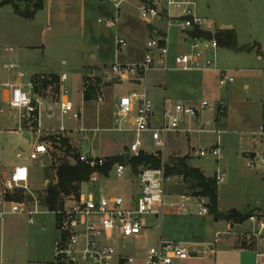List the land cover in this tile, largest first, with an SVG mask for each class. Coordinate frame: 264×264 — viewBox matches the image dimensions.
Returning <instances> with one entry per match:
<instances>
[{"label": "rangeland", "instance_id": "obj_1", "mask_svg": "<svg viewBox=\"0 0 264 264\" xmlns=\"http://www.w3.org/2000/svg\"><path fill=\"white\" fill-rule=\"evenodd\" d=\"M59 1L52 2L56 9L62 6ZM70 1L71 15L63 18L58 14L53 19L47 18L46 11L22 17L12 4H0V49L3 50L2 54L8 56L3 64L16 66L14 69L2 66L0 84L20 81L24 89L29 90V83L34 76H68L66 82H56L51 88L50 96L54 101L45 99L38 102V121L30 123L33 141L36 139L34 129L38 126L43 130V136L47 131H58L61 127L72 131L48 137L49 154L34 162L36 183L32 185L30 181V189L35 195L40 200L44 198L47 186L54 179V167L64 161L73 162L74 154L107 158L124 155L134 141L135 134L128 130L112 129L116 122L115 105L120 96L144 89L154 104V125L160 123L159 113L162 109L172 104L184 103L198 107L207 100L215 107L221 103L227 106L226 114L218 122L215 120L216 112L209 109L199 114V122L207 132L172 134L171 142L181 155H189L190 164L200 169L205 176L215 177L217 172L224 176V182L218 184L219 212L248 214L253 211L258 221H264V169L258 164L247 166L249 158L243 156L254 149L260 155L264 154V144L255 148L249 141V133L264 126V0H193L197 17L212 20L218 27L234 26L240 50L219 47L216 51L208 52V57L215 59L217 67L231 75L234 82L220 86L216 72L154 69L146 73L141 84L109 79L110 82L103 88L105 100L99 104L96 101L87 103L83 99L82 81L83 76L90 72L88 65L98 60L101 62L100 68L110 72L113 64L140 62L146 53L151 27L140 19L137 9L129 4L121 7L118 21L114 23L112 18L116 17V10L108 1L85 0L86 4L84 0ZM17 4L21 12L29 11L25 3ZM84 7L87 19H81V8ZM171 13L177 15L176 11ZM99 20H105L106 23ZM153 27L168 31L170 55L167 64L174 67V56L185 49L182 45L184 36L178 31L176 22L169 29L166 21H157ZM118 36L124 37L128 43L121 51L115 44ZM4 48L12 51L4 52ZM258 48L262 59L258 58ZM93 53L96 55L94 61L91 57ZM19 73L23 77L19 78ZM207 77L210 82L206 81ZM36 78L33 79L35 85ZM4 89L0 86V91ZM62 89L68 90L69 98L81 110L82 120L61 114L56 101L62 96ZM0 106L3 109L0 113V182H3L13 166L31 164L32 160L29 159L31 143L17 131L19 111L4 102L3 94H0ZM50 108L53 109L52 113H49ZM81 126L98 130L79 132ZM141 140L144 151L158 149L149 133H144ZM218 141L222 150L219 163L212 156L195 155V151L200 149L209 151ZM19 152L22 153L21 158L16 157ZM130 172L131 168L128 167L125 177L120 180L114 175L109 179L102 177L87 192H109L128 198L135 191L137 183L136 177ZM178 184L181 185V182ZM175 185L169 186L170 190ZM165 200L183 202L178 196ZM4 209H10V202L1 203L0 211ZM41 210L46 211L44 208ZM177 221L189 234L185 238L207 242L214 240L216 232L227 231L229 223L223 218L216 220L211 213L203 217L178 215L176 209L167 208L161 219L147 218L148 238L141 243L147 247L156 244L159 229L165 239L175 241ZM258 221L247 219L240 224H231L232 236L222 235L218 249L230 239L238 238V244L243 241L252 245L257 243V237L251 233L260 230ZM54 224V216L50 213L35 215L33 224L28 222L24 214H5L0 218V264H51L56 238ZM258 245L264 251V229L260 230Z\"/></svg>", "mask_w": 264, "mask_h": 264}, {"label": "built area", "instance_id": "obj_2", "mask_svg": "<svg viewBox=\"0 0 264 264\" xmlns=\"http://www.w3.org/2000/svg\"><path fill=\"white\" fill-rule=\"evenodd\" d=\"M112 4L116 10V17L113 22L117 23L121 7L129 4L137 9L140 19L151 27V36L146 42V53L140 62L134 64H113L106 77L115 82L130 81L141 84L147 72L154 69L180 70L184 72H207L218 73L220 86L234 82V78L226 71L219 69L216 60L208 57V52L216 51L219 48L216 34L223 27L208 19L199 18L194 13L195 3L193 0H105ZM172 11L177 15L173 16ZM192 17V20L183 17ZM157 21H166L169 29L175 22L178 31L184 36L182 45L184 50L174 56V67L167 64L170 55V36L164 28L153 27ZM106 23L105 20H99ZM174 22V23H173ZM195 25L203 31H210L212 39L192 38L186 31L193 30ZM153 27V28H152ZM119 51L127 47V40L118 36L115 41ZM12 50V49H6ZM4 66L7 69H14L13 64L4 65L0 51V69ZM22 77L23 74L19 73ZM50 76H40L39 80L50 79ZM95 73H88L82 81V92L85 93L90 86L95 85ZM61 83L68 80L66 74L59 78ZM38 83V82H37ZM10 88V96L6 103L10 108L17 109L20 113L17 131L30 137L32 149L29 159L38 160L40 157L49 154L50 146L48 137L71 133L65 127L58 131H47L43 136V130L38 126L34 129L36 139L30 133V123L38 121L39 105L34 101L30 92L22 85L3 84ZM33 81L29 83L30 90L35 89ZM97 104L104 102L105 95L100 86H97ZM62 96L56 101L62 115L72 119L81 120L82 114L68 96V90H61ZM116 107V122L112 129L119 131H132L135 139L128 147L124 155L129 157V165L122 161L114 163L108 170V176L103 174L111 163V158L92 157L88 154H81L79 160L93 172L89 179L82 182L77 195L63 197L61 205L53 210L43 206L42 201L30 189V169L24 164L15 166L8 178L2 182L1 196L6 199L8 194H20L22 201L12 200L10 209L0 212V217L5 214H24L30 224L34 223V216L40 213H50L55 219L56 238L53 244V257L51 264H176L178 261L189 259L193 256H210L215 254L220 237L232 236V228L229 226L225 232H216L211 242H178L165 239L161 233H157L156 244L147 247L141 242L148 238L146 231L147 218H162L166 208H174L182 214L205 216L209 214L208 198L192 194L178 195L182 201L166 202L167 197L177 196L172 193L169 186L177 182H183V176L166 173L168 162L165 150L169 144V136L174 134L203 133V125L199 122V114L206 109L216 112V122L225 114L227 106L223 103L218 106L210 105L207 100L196 107L194 105L176 103L165 107L162 112L160 123L154 125V104L148 97L145 90H133L130 94L118 98ZM3 112L0 106V113ZM28 122L25 123L24 121ZM98 128L80 127L79 132L96 131ZM214 132V131H213ZM149 133L152 140L157 144L158 149L153 152H146L143 149L141 137ZM249 141L256 146L264 144V126L249 133ZM254 158L248 157L247 166L254 167L257 164L264 169V154L260 155L254 149ZM248 152V153H250ZM142 153H148L161 160L159 168L140 166L137 171L133 170L130 161L140 157ZM200 157L212 156L217 162L222 158L220 142L209 151L200 149L195 151ZM178 156H181L178 153ZM17 158L22 157L19 152ZM175 157H177V152ZM74 162V161H73ZM130 167L131 173L136 177L135 191L128 198L119 194L94 193L90 190L102 177L109 179L114 175L118 180L123 179ZM216 182L224 181V176L217 173ZM28 200V201H27ZM186 201H188L185 203ZM44 208L46 211H42ZM250 221H258L255 216ZM260 230L264 229V221H258ZM160 228V225H159ZM257 233H252L258 237ZM257 263L264 264V254H257Z\"/></svg>", "mask_w": 264, "mask_h": 264}, {"label": "trees", "instance_id": "obj_3", "mask_svg": "<svg viewBox=\"0 0 264 264\" xmlns=\"http://www.w3.org/2000/svg\"><path fill=\"white\" fill-rule=\"evenodd\" d=\"M46 0H5L2 4H12L18 10L16 2H23L29 9V17L35 12L41 10ZM32 8V9H31ZM216 38L220 48H228L231 50H240L237 46V37L233 29H220ZM98 85L90 86L85 92V100L90 101L96 97ZM64 145L66 141L64 140ZM74 162H62L57 167H54V179L47 186L46 195L41 200L42 203L49 209L53 210L61 205L63 197L77 195L82 182L89 179L93 170L85 163L79 160V155H72ZM122 161V157L111 158V163L107 166L103 174L108 176V170L116 163ZM131 168L136 170L140 166L159 168L161 160L148 153H142L140 157L133 158L130 161ZM166 173L183 176L184 181L180 186L169 189L172 193H186L194 196L202 195L208 198L209 213L213 214L216 219L223 218L231 224H240L249 219L253 215V211L248 214H242L238 211H229L221 213L218 210V183L215 177H206L200 169L192 167L188 162V157H174L168 160L166 165ZM20 194H8L7 201L20 200ZM255 244H247L245 241L239 244V248H252Z\"/></svg>", "mask_w": 264, "mask_h": 264}, {"label": "crops", "instance_id": "obj_4", "mask_svg": "<svg viewBox=\"0 0 264 264\" xmlns=\"http://www.w3.org/2000/svg\"><path fill=\"white\" fill-rule=\"evenodd\" d=\"M3 1H5V0H3ZM2 2L0 4L1 5H5V4H2ZM52 2H53V0H46L44 2L43 8L41 10L35 12V13H38L40 11H46L47 12V18L48 19H53V17L57 16L58 14H60L63 18L71 15L70 14L71 13L70 11H72V10H71L70 4L72 2L70 0H61V1H59L60 2V5H62V6H60L59 8H57L58 10L53 6ZM59 2H57V3H59ZM17 3H19V2H16V4ZM84 4H86L85 3V0H84ZM17 6H18V4H17ZM16 11L17 12H21L22 10L19 9V10H16ZM57 11H59V12L56 13ZM28 17H29V15H28ZM81 19H87L86 18V10H85V7L84 8H81ZM224 26H226V25H223L222 27H224ZM229 26H232V25H229ZM232 29L234 30V26H232ZM6 49H8V48H4V52L12 51V50H6ZM0 51H1V54H2L3 50L0 49ZM258 52H259L258 53V58L262 59V56L263 55L261 54V51H260L259 48H258ZM91 57H92L93 61L96 60V55L94 53L92 54ZM2 58H3V60L5 59V61H7L8 56L6 54H2ZM4 65H10V64H6L5 63ZM99 65H101V62H99L97 60L93 64L88 65V67L90 68V72L89 73H92L93 72L96 75L95 83L98 86H100L102 88V90H103V88L110 81H109V78L106 77L107 72H105L104 70H102L100 68L101 66H99ZM210 72H215V71H207L205 73H210ZM85 76H83V78ZM18 77L21 78L19 75H18ZM36 77H38V78H36ZM39 77L40 76H34L32 78V80H31V81H33L34 78L37 79V82L38 83L36 84L35 89H33V90H30L29 89L27 91L30 92L33 100L36 101V102H39V101L45 100V99H49L51 101H54L53 97L50 96L51 95L50 93L52 91L51 88L56 84V82H57V84L59 83V79L58 78H50V79H45L43 81H40L39 80ZM206 81L207 82H210L209 77L206 78ZM133 83L134 84H139V83H135V82H133ZM3 84H9V83L8 82H5V83L0 84V86L5 87L4 90H1L0 91V94L1 95L3 94V99H4V102L6 103V100L10 96V88L7 87V86H4ZM10 84L22 85L24 87L23 82H20V81H18V82L16 81V82L10 83ZM82 94H83V99H84L85 102L90 103V102L96 101L95 100V97L92 100H90V101H86L85 100V93L82 92ZM77 109L80 110L79 108H77ZM164 109H165V107L159 113L160 114V119H161V115H162V112H163ZM52 112H53V109L50 108L49 109V113H52ZM80 112H81V110H80ZM11 118H14V117L11 116ZM153 118H154V116H153ZM81 120H82V118H81ZM152 122L154 124V120ZM115 125L116 124L114 123V126ZM14 132L17 133V131H14ZM23 136H24V134H23ZM170 137H171V135L169 136V144L167 145V148L165 150V153L167 155L168 160L175 157V155H172V153H174V152L175 153L177 152V154L179 153L181 155L180 151H178L176 148L175 149L173 148L174 145L172 144ZM28 141L30 142V140H28ZM31 149H32V145H31ZM184 156H187L188 157V162L190 164V157H189V155H184ZM184 156L183 155H181V156H178L177 155V157H184ZM35 161L36 160H32V163L31 164L24 163L30 169V181L32 182V185H34L36 183L35 182V163H34ZM15 166H17V165H15ZM15 166H13V168L11 169L10 172L13 171V169L15 168ZM181 184H183V182ZM1 185H2V181L0 182V205H1V203L9 202V201H7L6 199H4L1 196V190H2ZM176 186H180V185L178 184V185H175V187ZM169 189H170V187H169ZM181 194L187 195L186 193H181ZM181 194L180 193H177V196L178 195H181ZM217 196H218V210H219V207H220V197H219V194H218V190H217ZM6 210H9V209H4L2 211H6ZM2 211H0V212H2ZM177 214L178 215L179 214L182 215V213H179L178 210H177ZM201 217H203V216H201ZM0 218H2V217H0ZM149 218H153V217H149ZM216 220H218V219H216ZM229 226H231V223H228L227 228ZM231 228H232V226H231ZM148 231L149 230H148V227H147L146 234L148 233ZM185 231H186V229H184V227L180 223V221H177V239L175 241H178V242H202V243L203 242H207L206 240H196V239L190 240V239H187V238H185V235H189V234H186ZM158 233H161L160 229H159ZM229 238H230V236H229ZM237 241H238V238L237 239H230V240H228L227 243H225L222 246H220L219 249H218V246H217L216 252L213 255L206 256V257H202V256H196L195 257V256H193V257H191L189 259L182 260V261H178L176 264H258L257 263V254H259V253L260 254H264V251H261L260 250V246L258 245L259 235H258L257 240H256L257 243L255 242V246L252 247V248H239V244L237 243ZM208 242H211V241H208Z\"/></svg>", "mask_w": 264, "mask_h": 264}, {"label": "water", "instance_id": "obj_5", "mask_svg": "<svg viewBox=\"0 0 264 264\" xmlns=\"http://www.w3.org/2000/svg\"><path fill=\"white\" fill-rule=\"evenodd\" d=\"M18 14L22 17H28L29 11L25 10L24 12H18ZM185 18L188 20H192L191 16L183 17V19H185ZM224 29H232V26L226 25V26H224ZM186 33L192 38H204V39H208V40L212 39V33L210 31H203V30L199 29V27L197 25H195V28L193 30L186 31ZM25 138L30 140L29 136H26ZM243 156L254 158L256 156V153L255 152L244 153ZM123 160H124L123 161L124 164L126 166H128L129 165L128 155H124ZM62 200H63V198H62Z\"/></svg>", "mask_w": 264, "mask_h": 264}]
</instances>
